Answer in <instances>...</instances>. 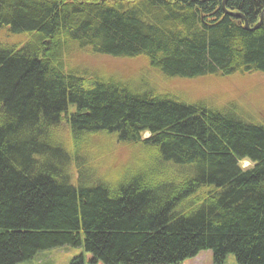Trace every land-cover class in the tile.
I'll use <instances>...</instances> for the list:
<instances>
[{
  "label": "trees",
  "instance_id": "16d2710c",
  "mask_svg": "<svg viewBox=\"0 0 264 264\" xmlns=\"http://www.w3.org/2000/svg\"><path fill=\"white\" fill-rule=\"evenodd\" d=\"M222 1L0 0L1 34L26 36L0 41V264L63 247L90 264L207 251L213 264H264V120L72 63L141 58L163 80L264 76V16L245 30ZM225 10L253 27L264 0ZM102 143L134 148L133 167L103 172Z\"/></svg>",
  "mask_w": 264,
  "mask_h": 264
},
{
  "label": "rangeland",
  "instance_id": "374dc122",
  "mask_svg": "<svg viewBox=\"0 0 264 264\" xmlns=\"http://www.w3.org/2000/svg\"><path fill=\"white\" fill-rule=\"evenodd\" d=\"M1 31H5L2 29ZM6 32V31H5ZM1 43L22 44L26 40V36H13L10 34H1ZM75 64H83L91 69L99 68L104 75H110L113 71L118 73V79L128 82L137 81L143 78L145 83L153 82L161 93H174L178 99L183 102L193 103L197 101H206L214 103V105H222L224 102H238L243 108H247L255 112L256 116L264 120V76L260 74L250 75H233L223 79L203 78L198 80L170 79L163 80L158 74L154 73L144 59L134 60H109L99 58H87L80 55V58L72 60ZM112 70V71H111ZM113 73V74H114ZM254 118V117H253ZM252 119V118H251ZM255 120V119H253ZM147 137V134L145 135ZM93 142V141H92ZM114 143V142H112ZM107 152L102 155V171L108 174L117 172L124 168H132V156L134 148L130 145H120L102 143L100 147ZM85 157L91 154L87 150L83 153ZM242 169L249 167V163L244 161L240 164ZM84 255L85 264H90V256L84 253L82 247L71 248H55L36 254L32 260L22 264H69L70 260L79 255ZM101 264V263H99ZM181 264H213L210 252H201L195 258L187 260ZM223 264H237L232 255H227Z\"/></svg>",
  "mask_w": 264,
  "mask_h": 264
},
{
  "label": "water",
  "instance_id": "95a60500",
  "mask_svg": "<svg viewBox=\"0 0 264 264\" xmlns=\"http://www.w3.org/2000/svg\"><path fill=\"white\" fill-rule=\"evenodd\" d=\"M226 2H227V0H223L222 4H221V8L224 11V13L227 14L228 16H231L233 18H237V19L241 20L243 22V27L245 30L253 31V30H256L260 26L262 19H263V16H264V11L260 14L258 23L255 26L250 27L248 22L246 21V19L241 14H239L238 12L232 13V12L225 10Z\"/></svg>",
  "mask_w": 264,
  "mask_h": 264
}]
</instances>
